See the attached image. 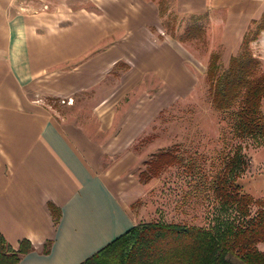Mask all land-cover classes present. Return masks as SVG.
<instances>
[{
  "label": "crops",
  "instance_id": "obj_1",
  "mask_svg": "<svg viewBox=\"0 0 264 264\" xmlns=\"http://www.w3.org/2000/svg\"><path fill=\"white\" fill-rule=\"evenodd\" d=\"M175 6L204 17L203 71L156 0H0V234L15 250L31 244L18 264H81L135 226L139 141L197 92L213 53L228 67L264 21V0ZM252 47L264 55V29ZM51 101L87 112L58 114ZM262 149L248 151L249 182L262 175Z\"/></svg>",
  "mask_w": 264,
  "mask_h": 264
},
{
  "label": "trees",
  "instance_id": "obj_2",
  "mask_svg": "<svg viewBox=\"0 0 264 264\" xmlns=\"http://www.w3.org/2000/svg\"><path fill=\"white\" fill-rule=\"evenodd\" d=\"M156 1L168 30L171 25L165 21L168 7L165 0ZM192 16L193 22L180 40H204L203 15ZM262 29L263 20L252 39ZM248 34L228 67L221 65L218 53L211 55L207 80L213 106L228 115L233 137L261 136L264 140V62L249 48ZM243 148L240 143L233 152L221 153L217 164L222 166L214 176L203 181L221 209L236 210L237 218L216 222L213 227L160 221L139 223L81 264H264V250L259 247L264 245V207L254 215L251 211L253 204H264V199L255 200L238 181L248 165ZM144 164L140 172L143 182L160 176L171 167L182 166L192 175L201 174L204 166L201 160L180 153L179 146L154 152ZM49 210L57 224L59 209L49 203ZM31 249L29 242L22 241L20 248L15 250L0 234V264H18L22 255Z\"/></svg>",
  "mask_w": 264,
  "mask_h": 264
},
{
  "label": "rangeland",
  "instance_id": "obj_3",
  "mask_svg": "<svg viewBox=\"0 0 264 264\" xmlns=\"http://www.w3.org/2000/svg\"><path fill=\"white\" fill-rule=\"evenodd\" d=\"M31 0H19L23 4ZM79 5L89 4V0H78ZM168 13L165 15L168 27V34L180 40L185 29L193 22L192 15H185L176 10L175 0H165ZM258 23L248 34L249 48L257 56H264L259 52V48H253L252 43L258 39ZM184 41V40H182ZM190 48L198 58H193V63L197 69L205 70L202 64H206L211 46L207 39L188 40ZM216 49V48H215ZM264 62V59H263ZM264 69V64H263ZM201 84L195 94L189 99L178 102L173 108L167 110L155 123L151 131L138 143V148L144 149L145 156L138 169L137 176L145 168V161L156 151L170 147L179 146L180 153L185 156H192L201 160L204 164L201 174H188L182 166L168 168L160 176L148 182L141 183L132 190L130 197V209L135 215L136 224L150 221H160L166 223H180L213 227L220 221L232 219L237 212L234 209L222 210L213 194L205 188L203 181L215 175V172L222 166L217 164V158L221 153H231L235 146L242 144L243 155L248 162L247 168L240 174L238 181L245 192L251 194L253 198L264 199V169L262 175L253 178V173L249 172L248 151L264 144L260 136L245 137L243 139L233 137L229 126L227 114L216 110L211 101L209 93V81L207 75L201 78ZM56 103L55 101H51ZM86 103L79 105L81 110L75 111L86 113ZM60 106V107H59ZM62 115H69L75 110L65 106L61 102L55 104ZM69 107V108H68ZM84 107V108H83ZM264 113V108H262ZM264 156V149L259 152V156ZM189 159V158H188ZM214 162V164H212ZM259 174V171H258ZM264 204L255 203L251 206L254 215ZM264 250V245H259Z\"/></svg>",
  "mask_w": 264,
  "mask_h": 264
},
{
  "label": "built area",
  "instance_id": "obj_4",
  "mask_svg": "<svg viewBox=\"0 0 264 264\" xmlns=\"http://www.w3.org/2000/svg\"><path fill=\"white\" fill-rule=\"evenodd\" d=\"M62 102H65L64 100ZM68 103H72L73 102V99H68L67 101Z\"/></svg>",
  "mask_w": 264,
  "mask_h": 264
}]
</instances>
